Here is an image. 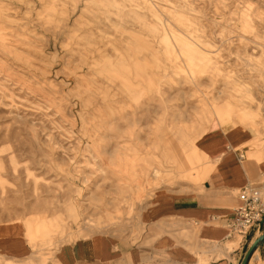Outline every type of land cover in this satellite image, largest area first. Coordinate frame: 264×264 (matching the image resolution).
Listing matches in <instances>:
<instances>
[{
    "label": "rangeland",
    "instance_id": "rangeland-1",
    "mask_svg": "<svg viewBox=\"0 0 264 264\" xmlns=\"http://www.w3.org/2000/svg\"><path fill=\"white\" fill-rule=\"evenodd\" d=\"M216 119L264 147V0H0V226L29 247L0 264L136 243Z\"/></svg>",
    "mask_w": 264,
    "mask_h": 264
},
{
    "label": "crops",
    "instance_id": "crops-1",
    "mask_svg": "<svg viewBox=\"0 0 264 264\" xmlns=\"http://www.w3.org/2000/svg\"><path fill=\"white\" fill-rule=\"evenodd\" d=\"M250 140L244 129L226 131L219 120H213L196 144L209 166L200 190L165 196L148 213L146 233L136 243L95 234L62 244L51 258L37 257V261L39 264H240L246 249L264 233V227L262 232L256 227L242 236L232 228L235 210L242 204V189L264 184V147L249 150L243 144ZM28 251V243L16 227L0 226L1 255L21 258ZM25 264H34L33 257L27 258ZM249 264H264V244Z\"/></svg>",
    "mask_w": 264,
    "mask_h": 264
},
{
    "label": "built area",
    "instance_id": "built-area-1",
    "mask_svg": "<svg viewBox=\"0 0 264 264\" xmlns=\"http://www.w3.org/2000/svg\"><path fill=\"white\" fill-rule=\"evenodd\" d=\"M241 153V157H244ZM242 204L235 210L232 228L234 232L246 236L252 229L259 227L264 216V184L248 186L241 192Z\"/></svg>",
    "mask_w": 264,
    "mask_h": 264
},
{
    "label": "water",
    "instance_id": "water-1",
    "mask_svg": "<svg viewBox=\"0 0 264 264\" xmlns=\"http://www.w3.org/2000/svg\"><path fill=\"white\" fill-rule=\"evenodd\" d=\"M264 227V216L262 218V220L259 223V229L262 232ZM264 244V233H260L255 239L254 241L250 244V246L246 249L244 256L241 259L240 264H249L252 256L254 255V253L258 250V248L260 246H262Z\"/></svg>",
    "mask_w": 264,
    "mask_h": 264
},
{
    "label": "bare ground",
    "instance_id": "bare-ground-1",
    "mask_svg": "<svg viewBox=\"0 0 264 264\" xmlns=\"http://www.w3.org/2000/svg\"><path fill=\"white\" fill-rule=\"evenodd\" d=\"M155 177H159L160 175H161V172H160V170H158V169H155Z\"/></svg>",
    "mask_w": 264,
    "mask_h": 264
}]
</instances>
